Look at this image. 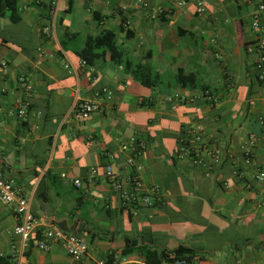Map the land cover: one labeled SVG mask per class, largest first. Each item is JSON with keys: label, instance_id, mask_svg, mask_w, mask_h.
I'll return each instance as SVG.
<instances>
[{"label": "crops", "instance_id": "crops-1", "mask_svg": "<svg viewBox=\"0 0 264 264\" xmlns=\"http://www.w3.org/2000/svg\"><path fill=\"white\" fill-rule=\"evenodd\" d=\"M17 1L18 20L0 8V172L43 222L24 247L15 207L0 200V256L16 264H106L113 254L114 264H147L146 248L185 246L194 264H264V81L253 7L203 0L207 13L199 16L197 0H147V9L136 0ZM107 30L126 48L127 63L107 54L84 64L86 38ZM137 65L148 66L150 85L138 79ZM22 74L34 86L24 119L15 113L26 96ZM180 74L192 77L183 83ZM177 93L187 99L174 107L167 97ZM83 101L93 107L84 119L77 115ZM132 137L141 144L134 154L144 186L159 187L153 204L140 201L136 212L123 206L105 171L113 164L130 179L133 151L122 144ZM50 226L88 242L82 263L63 243L38 246ZM127 239L138 244L124 255Z\"/></svg>", "mask_w": 264, "mask_h": 264}, {"label": "built area", "instance_id": "built-area-1", "mask_svg": "<svg viewBox=\"0 0 264 264\" xmlns=\"http://www.w3.org/2000/svg\"><path fill=\"white\" fill-rule=\"evenodd\" d=\"M253 7L252 13V27L257 31L259 37L256 40V48L260 52V57L258 59L257 65L259 67L258 77L264 81V0H245ZM177 6H184L187 0H174ZM151 1L147 0H136L134 7H143L145 9L150 8L152 5ZM129 6L124 5L122 10L128 11ZM162 10L160 8H155L150 11L149 17L156 18ZM207 13V6L205 1L197 0L196 2V14L203 16ZM130 21L126 19L125 25H129ZM47 34L52 32L50 27L45 29ZM84 64H88L83 60ZM3 65H6L4 62ZM69 67L68 64H66ZM19 86L25 92L26 96L19 98L15 103V113L20 119L27 117L29 109L31 107L30 97L34 92V86L28 81V79L22 74L18 77ZM107 95H110L108 89L103 90ZM206 98L213 99L212 94L209 90L205 91L204 94ZM174 107L177 105V101H182L187 99V96L181 93L174 95H169L167 97ZM93 109L89 101L81 102L77 107L78 117L84 119L88 117L89 113ZM264 124V118L262 119ZM191 135L197 141L203 139L202 134L197 129L189 130ZM250 139L252 141L256 140V135L251 134ZM141 144L135 137H132L129 141L122 144V149L124 151L132 150L133 153L127 158L128 165L134 167V172L131 174L128 181L122 179L121 173L115 168L113 164H108L106 166V176L110 182V185L114 191L119 192L123 206L127 209L134 208L136 212V206L141 201L144 205H152L153 198L152 193H156L159 187L154 186L147 189L144 186V182L141 176L142 165L136 161V156L134 151H136L137 146ZM189 152H192L189 147L187 148ZM214 157L216 161L220 160V151L214 150ZM96 172V169H93ZM259 177H264V172H261ZM74 183L80 187L82 185L81 179H75ZM142 194V195H141ZM0 200L8 205H13L15 207V213L17 218V224L14 227L15 234L19 235L22 239V245L25 247L28 245L32 234L39 229L42 225V219L35 216L31 211L28 198L22 193V191L16 187L13 180L7 178L2 172H0ZM63 243L68 251V253L73 257L76 262L82 263L85 256L88 253V242L80 237L78 234L65 231L58 226H50L46 229L44 233V238L38 241V246L43 250H49L52 243ZM126 259H124V262ZM21 264V263H19ZM104 264V263H101ZM115 264H122L117 262ZM162 264H194L187 258H176L173 253L169 255L167 259L163 261Z\"/></svg>", "mask_w": 264, "mask_h": 264}, {"label": "trees", "instance_id": "trees-1", "mask_svg": "<svg viewBox=\"0 0 264 264\" xmlns=\"http://www.w3.org/2000/svg\"><path fill=\"white\" fill-rule=\"evenodd\" d=\"M17 0H0V8L2 6H8L12 9L11 16L13 20H18V16L15 14V8L17 6ZM95 18L98 17L97 13H94ZM66 47V44H64ZM82 60L86 61L88 64H94L96 61L104 58L107 54H110V58L118 64L127 63V50L126 48L117 44L116 34L112 30H107L102 32L99 35H90L86 38L85 47L79 52ZM140 67L141 73L138 74V79H140L144 84H149L150 82V72L147 65H137ZM139 69V68H138ZM138 69L134 68L135 73L138 72ZM148 71V72H146ZM192 76H186L180 74L179 79L181 82L185 83L186 79L191 78ZM137 240L127 239L126 248L123 250V254L127 255L131 252V248L134 245H137ZM173 253L176 258H187L189 261H192L193 250L180 246L174 251L163 250L161 253L157 249L146 248L145 249V262L147 264H162L169 255ZM114 255L111 254L106 261V264H114ZM0 264H16L14 256H0Z\"/></svg>", "mask_w": 264, "mask_h": 264}]
</instances>
